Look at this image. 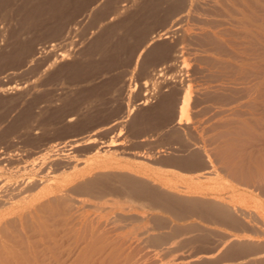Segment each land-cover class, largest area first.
<instances>
[{"label": "bare ground", "instance_id": "6f19581e", "mask_svg": "<svg viewBox=\"0 0 264 264\" xmlns=\"http://www.w3.org/2000/svg\"><path fill=\"white\" fill-rule=\"evenodd\" d=\"M51 1L52 3L50 0H22L19 11L21 10L23 15L25 13L26 17L29 15L28 13L30 15L43 13L45 11H43L45 9L43 7H48V5L50 10L55 11L59 4L68 5L66 2H74V0ZM174 1L175 7L172 6L174 9L171 10L178 9L183 3H186V7L180 8L183 10L177 13L181 22V24L179 23L181 26L178 28L186 40L178 41L172 47L169 55H165L160 61V65L158 64L157 70L150 69V71H154V74L150 72L153 78L151 81L149 80L151 78L150 74L149 79L144 80L142 86L145 89L143 90L144 93L142 92L143 97L137 104L146 105L149 98L163 95L158 109L167 114V117H169H166L169 119L168 122L170 121V125L173 128L175 127L174 130H177L176 133H173L177 135L175 137L182 144L181 147H184L183 150L190 151L191 154L186 152L190 157L192 156V159H188L186 154L181 156L183 160L186 156L185 160L194 164V173L191 171V175L181 176L185 175V172L177 169L175 171L183 172L179 176H177L178 173L175 175V172L167 170H164V172L159 171L160 173L156 170H154L155 173H153V170V172H147L149 166L146 165L142 168L144 165H142V162L140 163L141 167H132L135 164L136 166L139 165L138 161L134 165L132 163L131 166L130 161H127L129 159H126L129 165L125 160L126 164L125 162L122 164L123 161L120 163V159L123 160L121 158L123 154L121 153L120 157L118 153V159L117 156L115 157L116 152H110L109 150L114 146L119 147L116 145L124 142L119 139L120 141L117 143V138L116 141L113 139L105 140L107 141L105 143L100 141L102 145L99 144V147L96 146L97 144L91 146L93 143L95 144L93 137L86 138L84 136L83 138V135L80 140H75L74 135L71 137V139L73 138L70 139L71 141L66 138L67 141H64V139L63 141L58 140L59 143H55V141L49 143L53 140L49 138L48 141H50L45 142L46 145L49 144L45 145L46 147L43 146V149H39V155L33 152V158L31 155V158L26 157L28 159L22 160L24 157L22 158L21 153L18 157L22 161L19 162L17 159L15 162L19 164L12 163L15 166L10 167L9 165V168L0 174V264H23L24 262H30L31 264H189V261L191 262L190 258L189 260L183 258L185 256L176 258L173 249L180 247L178 245L183 241L187 244L194 237L192 235L200 231L199 227H202L204 223L205 227L209 225L216 230L217 234L219 232L222 234L223 238L219 237L220 239L217 240L223 239L222 242L220 241L221 243L219 242V247L229 242L240 244L244 250L260 244L264 247V233L256 234L246 229V226L264 229V0ZM131 2L133 3V1ZM194 5L196 7L193 10L192 6ZM17 8L15 11H17ZM12 9L14 13V8ZM115 12H118V10ZM118 13L121 15L122 11L120 10ZM17 14L15 12L14 15L17 16ZM113 14L116 13L113 12L112 16ZM133 14L136 15V13ZM133 16V20L129 15L126 18L128 17L133 22H137L138 15L135 18ZM175 16L173 18H176ZM115 17L117 16L115 15ZM172 20L170 19V21ZM187 20H190L189 23ZM123 22L125 23L124 20H122V24H124ZM130 24L135 26L132 22ZM125 25L131 28L127 23ZM170 25H172V22H170ZM114 27L118 28L119 26ZM73 28L76 30V26ZM78 28L79 26L77 30ZM110 29L113 30V27L110 26ZM167 31L169 32L170 29H167ZM167 31L158 34L157 39H167ZM109 32L107 34L110 35ZM113 35L107 37L111 38ZM148 39L147 41L144 40L138 52L139 54L150 45L151 40ZM106 41L108 42V39ZM106 41L104 42L107 43ZM184 43L190 53L198 59L201 66L196 75L200 81L199 94L211 98L210 102L198 107L191 116L188 115L190 83L179 85L178 88L177 85H174L177 88L176 91L170 89L173 82L171 79L177 77V73L180 72L178 75L180 76L181 71L186 73L189 69L188 63L183 58ZM160 46L165 45L161 44ZM115 47L114 49L117 51ZM93 50L94 48L91 52ZM104 51L106 50L104 49ZM91 52L90 55L87 54L89 58H92ZM163 52L162 50L161 54ZM164 53L167 54L168 52ZM68 55V53L59 52V59H66L69 57ZM138 56L136 55V59H134L136 60L133 63L134 66ZM88 61L89 59L86 62ZM90 62L92 61L90 60ZM75 66H72L73 69ZM78 67L81 69V66ZM171 68L176 69L177 73L174 76L173 73L175 72L172 71L170 73L172 76L168 77L166 76L168 75L167 71L170 70L171 72ZM8 89H11V87ZM169 89L171 91L168 94H163ZM132 90L134 88H131L128 84L125 95L130 96ZM102 92L109 95V92ZM93 95H89L91 99L95 96ZM97 96L95 97L98 100L105 98L104 94L101 99ZM129 96L127 99H129ZM81 97L80 101H84ZM57 99L59 101V98ZM91 99L89 98V100ZM108 100L107 98L106 104ZM110 101L109 105L104 106L111 107ZM128 101L126 102L128 103ZM88 102H84V104L86 105ZM79 103L83 104V102ZM91 103L89 104L90 107ZM99 103L101 104L102 101H99ZM113 103L116 104L117 102H112V105H114ZM92 105H94V102ZM96 105L97 109L101 107L98 104ZM86 106L89 108L88 104ZM128 106L126 104L127 110L125 108L124 110L129 113L131 110ZM110 107H108L109 110ZM88 110H90L89 112L93 111L90 108ZM116 110L118 112L119 109H115L114 112ZM83 112L79 111V114L81 113L80 121H83ZM117 112L115 113L117 116L122 113L126 114L122 110L120 111L121 114ZM55 113L52 115L54 116ZM71 113L73 112H67V114L64 112L61 116L63 117L66 114L64 117H69ZM74 113L72 117H74ZM85 113L87 115V111ZM88 114L90 115V113ZM52 115L51 117H53ZM111 115H113L112 112ZM76 116L80 118L76 114L74 118L65 119L68 121L73 120L77 118ZM126 116H123L122 119L127 118ZM94 117L96 116H93V119ZM100 117H98V120H101ZM79 118L77 119L79 120ZM89 118H91V115ZM89 118L86 119L90 120ZM113 118V123H116V121L122 123L119 121V119L121 120L120 116L119 118ZM64 120L61 122L66 123L67 121ZM92 120L89 122L94 121ZM42 121L44 125L45 121ZM108 122L107 118L106 123ZM46 123L48 124L49 121ZM57 123H54L55 126ZM113 123L111 121V124ZM47 124L45 125L47 126ZM50 124L47 126L48 128L51 126ZM101 124L103 126L105 123L99 125ZM108 124L104 126L109 127ZM60 125L62 124L57 126ZM68 125L70 126V124ZM102 126L97 125L101 129ZM40 127L43 128L44 126L41 125ZM117 127H115L116 131ZM37 128H33V130H37ZM42 128L41 130L46 131L45 127V129ZM98 128L95 127L94 129L98 130ZM93 131H91L92 136L94 135ZM99 131L95 130L98 133ZM105 131L111 133V130H104L101 133ZM84 145H90V147L87 146L86 151L82 150L84 153L78 154L77 151L76 153L70 151L72 148L77 150L78 147ZM130 147L132 148V146ZM173 148L175 149V147ZM173 148L169 147L168 149L173 152ZM80 150L78 151L80 152ZM139 152L137 151V153ZM137 157L139 158L138 154ZM2 158L6 159V157ZM133 159L136 160L137 158ZM176 159L177 154L170 163H174V161L176 163ZM179 162L176 164L178 165ZM181 163L183 161L179 165ZM187 165L192 167L190 162ZM145 167L147 168L145 169ZM189 211L197 219H194L190 214L188 218L192 217L193 220L184 219L185 216L183 215V217L180 216L181 213L185 212V215H188ZM186 221L191 222L187 224ZM204 226L200 231L203 234L198 232L196 235L200 234L201 237H204L207 232L211 233L213 231L205 230L204 232ZM189 233H192V235ZM204 233L206 234L204 235ZM186 236L190 239H185L188 238ZM188 245L182 246L186 248ZM228 247L230 246L228 245ZM181 248H177V250ZM259 248L257 249L259 250ZM187 249L188 247L185 249L186 252L189 251ZM249 249L246 251L249 252ZM177 250L175 249V251ZM197 251L199 250L197 249ZM216 251L218 252L217 249ZM224 251L226 250L224 249ZM177 253H182V251L179 250Z\"/></svg>", "mask_w": 264, "mask_h": 264}, {"label": "rangeland", "instance_id": "374dc122", "mask_svg": "<svg viewBox=\"0 0 264 264\" xmlns=\"http://www.w3.org/2000/svg\"><path fill=\"white\" fill-rule=\"evenodd\" d=\"M127 1H130V0H76V1L74 0V2L72 1L71 3L68 1L70 4L66 2V4L68 5L59 4V6L55 8V11L50 10L49 9L50 6L48 5L49 8L47 6L43 7L45 8L43 9V11L45 10L43 13H40V14L38 13L34 15H30V13H28L29 15L27 14L28 16L25 17V13L23 15V12L21 10L19 11V6L22 4V0L18 2L17 0H15V2L14 0H12V2L11 0L9 1L0 0V22H3L2 24L0 23V174L3 173L7 168H9V165L10 167H12L14 164L16 165L19 164L15 162L17 159H18L17 161L21 162L26 157L31 158V155L33 158L34 157L33 152L34 154L36 153V155H39V149H41L43 146L46 147L49 143H53V141H55V143H59V141H63V139L64 141H67L66 138L70 140L71 137H73L74 135L75 137L73 138L74 139L76 138L75 140L82 139L81 138L82 135H83L82 136L83 138L84 136L86 138L93 137V139L95 140V144L93 143L91 146H95L97 144L96 146L98 147H99V144L100 146L102 145L101 143L103 141L104 143L107 142L105 140L109 141L110 139L115 140L117 138L118 141H116L117 139L115 140L117 143H119L120 140L121 141L123 140L124 141L123 143L120 142L119 145H116L119 147L114 146L110 148L109 149L110 152L111 151L116 152L115 154V157L117 156L116 158H118L119 154L121 157V153H122L123 155L121 158H123V160L120 159V163L123 161L122 164L126 161V159H129L127 161H130L131 166H132V163L134 165L135 162L138 161L137 163L139 165L136 166L135 164L132 167H138L140 166V163L143 162L142 165L143 164L144 165L142 168H144V166L146 165L149 166V168L150 167L152 168V169L148 168L149 171L147 170V172H153L154 170H156L158 173H160L159 171L164 172V170H167L173 173L175 172V175L178 173L177 176L181 175V173L183 172H185V175H181V176H188V175H191L192 172L194 173V170H193L195 169L193 166L194 164H192L191 161L185 160L186 156L185 157L183 156L185 158L184 160L182 159V156H181V155L186 154L188 156L187 157L188 159L189 158L192 159V156L190 157L188 155V154H191L190 151H187L186 149L183 150L184 147H181L182 144L180 143L179 140H177L178 138L176 139L177 135L174 134L176 133L177 130L176 129L174 130L175 127L173 128V126L170 125L169 123L170 121L168 122L169 119L167 118L169 117H167V114L158 109L159 102L162 100L163 95H158L157 97L155 96V97L149 98L146 105L142 106V104H137L140 101V99L143 97V93H144L143 90L145 89H143L144 87L142 88V86H143L144 80L146 81L149 79L148 76L151 74L150 72H152L150 71V69L157 70L159 67L158 64L165 57V55L166 56L169 55L172 47L176 43H178V41L179 42L182 40L184 41L185 39L183 37V33H181L180 29L178 28L179 26H181L180 25L181 22L179 21V17L177 13L180 10H183L180 8L186 7L185 6L186 3H183V5L180 8H178L179 10L175 9L176 10L175 12V10H171L173 7H175L174 0H131L133 1V3L131 1L130 2H127ZM50 2L52 3L51 0ZM13 5L18 7V8L16 7L17 11H15L16 8ZM195 5L192 6L193 10L196 7ZM12 8H14V11L16 12V14L18 12L19 13L22 12V13L21 14L18 13L17 14L18 17H17L16 15H14L15 12L13 13ZM120 8H122L123 10ZM192 8H191V12L193 11ZM117 10L118 12H120V10L122 11L121 15L120 13L115 12ZM113 12L116 13V14H113L114 17L116 15L117 17L120 16L121 18L120 17L114 18L112 16ZM172 12H175V13H172ZM133 13H136V15ZM131 14L132 16L134 15L133 16L134 18L138 15L137 18L139 20L136 18L137 20L136 19L134 20H136L137 22H133L132 16H130ZM176 14L178 18L175 16ZM128 15L132 20L128 19V17L126 18V16ZM173 16H175L177 19L173 18ZM123 17L125 18L122 19ZM126 19L128 20V22L134 23L135 26L133 24L126 22L127 21ZM170 19L171 20L174 19L175 21L174 22L173 20L170 21ZM117 20L121 22H118ZM122 20L125 21V23L123 22L124 24H122ZM117 22H118V25H117ZM170 22H172V25L169 26ZM126 23L128 24V26L130 25L131 28L127 27L125 25ZM74 25L76 26V30H77V27L79 26L77 31L75 30V28H73L75 27ZM165 25H168V26H165ZM110 26L113 27V30L110 29ZM114 26H119V27L117 28ZM120 27H122L123 29L122 28L120 29ZM162 27L163 28L166 27L164 31H162L163 30ZM72 29L73 31L74 30L75 31L73 32ZM109 29L112 31H110ZM114 29H117V30H114ZM167 29H170V31L168 32ZM165 30L168 32L167 33L168 38L167 39H164V38L157 39L158 38L157 35L161 34L162 32H165ZM113 31H115L114 33L115 34L117 33V34L115 35ZM172 31L174 32L172 33ZM108 32L110 33V35L114 34L113 37L112 36L111 38L107 37V36H110L109 34H107ZM101 37L104 39L106 38V39L104 40ZM148 38L151 40L150 45H148L147 48L144 49V51L139 54L138 52L140 48L142 47L144 40L147 41ZM107 39H108V42L106 41ZM94 41L97 43H95ZM104 41H106L107 43H105ZM161 44L162 45L164 44L165 46H160ZM158 46L161 48L163 47L164 49L163 48L161 49ZM183 46H184L183 48L184 57L183 58L188 63L189 69L186 71V73H184L185 71L184 72L181 71V75L178 76L180 72L177 73L176 69L171 68V72L170 70L167 71L168 75L166 76L168 77L172 76L170 74L172 73V71L175 72L173 73L174 76L177 73V77L175 76L174 78L171 79L173 82H172V86L170 89H173L174 91L177 90L179 85L182 86L188 82L190 83L191 92L189 94L190 97H189L188 115L191 116L192 114H194V111L198 109V107H200L204 103L206 104L210 102L211 98L210 97L208 98V96L203 97L199 94L200 81L199 79H197L198 77L196 75L198 74L197 73L198 69L201 66L199 65L198 59H196V57L192 53H190V51L187 49V45H185L184 43ZM90 47H92V49L94 48L93 52H91L92 49L91 51H89ZM102 47L106 51H104ZM114 47L117 49V51L114 49ZM154 49H158V50H154ZM162 50L168 53L165 54L163 52L164 54L163 55L161 54ZM99 51L100 52L102 51V52L100 53ZM59 52H65L66 54L68 53L69 57L66 59L60 60ZM90 52L92 53L91 55L92 58H89L87 55V54L90 55ZM103 52H106V53H103ZM111 52L113 53L116 52V53L111 54ZM102 53L106 55L108 54V55L106 56V55H103ZM102 55L105 57H103ZM136 55L138 56V58H137L136 65L134 66L133 63L136 61L134 60L136 59L135 58ZM102 57L105 58V60H103ZM88 59L89 61L91 60L92 62L90 63L89 61L86 62ZM74 65H76L75 68H78V69H75V68L73 69ZM77 65L81 66V69ZM133 66H134V69H133ZM69 69H72V70H69ZM80 70L81 72H79ZM152 74H154V71L152 72ZM152 74L150 75L151 76V78L149 79L150 81L153 78ZM125 78H127L128 80ZM113 80L115 81L113 82ZM128 84L131 88H134V90H132V92L130 93V96L128 95L129 99H127L128 96L125 95ZM174 85H177L176 86L177 88ZM10 87L11 89H8ZM96 88L97 90L99 88V90L97 91ZM100 89L102 91H105L106 93L109 92V95L110 94L111 95L109 96L108 93L107 94L103 93ZM170 89L169 91L163 92V94H168V92L171 91ZM92 94H94L95 96L98 95L100 99L104 96L105 98L109 96L107 97L109 99L107 104L109 105V101L111 100L110 101L111 107L108 106L111 109L109 110L108 107H106L107 98L106 99L103 98L104 100L103 99L98 100L93 95L98 100L97 101L92 96L93 97L92 99L96 100L97 101L96 102L91 99V96H89ZM101 94L102 96H100ZM55 97H56V100H55ZM80 97L84 99V101L83 100L80 101ZM88 97L91 100H89ZM57 98H59V101ZM112 99L115 101V103L116 102L117 103L116 104L113 103L114 105H112V102H114ZM55 101L56 103H54ZM87 101L89 102L86 103V105L88 104L91 111L92 109L93 111H95L94 114H93V111L89 112L90 111L88 110L89 108L84 104V102H87ZM91 101L92 103L94 102V105L98 104V106H101L99 107V109L101 110L97 109V105L96 106L92 105ZM99 101H102L101 103L102 105L99 103ZM126 101H128V103ZM77 102L78 103L83 102V104L82 103L78 104ZM90 103H91V107L89 105ZM125 103L129 105L128 107L131 110L129 113L125 111L127 110ZM79 105L80 106L85 105V106L83 108V106L80 107ZM38 106H39V109H38ZM102 106L105 107L104 110ZM112 106L114 107L117 106V107L114 108ZM41 107H42V110H41ZM79 108L81 109L83 108L85 110L83 109L81 110ZM95 108L96 110H94ZM117 108L120 111L122 110L126 112V114L125 115L123 113L121 114V112L118 110V112H120L121 115L119 114L118 116L115 115L117 110L116 112L114 111ZM107 109L109 110V112H107L108 111ZM78 110L80 112L84 111L83 112L84 114L83 113L82 114L86 117L82 115L83 121H80L81 113L79 114ZM105 110H107L106 112L109 113L108 115H105L107 114ZM86 111H87V115H85ZM110 111L115 116L111 115ZM64 112L66 114L67 112L69 113L73 112L74 117L76 114H78L80 118L76 116L77 118H79V120L75 118L73 120H69L70 121L69 122L66 119L69 117L74 118L72 117L73 113H71L70 116L68 114L69 117L67 116L64 117L66 114L62 117L61 115L64 114ZM53 113L59 116L56 118L57 115L54 114L53 116L52 115ZM88 113H90L92 119H93V116H96L94 117V119L95 118L97 119L95 120L93 119L94 120L93 121L91 118H89L90 115ZM163 114L164 115L166 114V115L164 116ZM51 115L53 117H51ZM97 115L98 117L102 116L100 117L101 120H98L99 118L97 117ZM119 116L121 117V120L124 121L125 119L124 122L119 119V121L122 122L123 124L117 121L116 123H113L114 121L112 120V118L113 117H114L113 119H115V117L119 118ZM123 116L124 117L126 116L127 118L122 119ZM59 117L61 120L59 119ZM55 118L57 119V121L55 120ZM63 118L64 119L66 118L65 119L67 121L66 123L61 122L62 120H64ZM86 118L87 119L89 118L90 120H87ZM107 118H108L109 124L106 123ZM42 120L45 121V124H47L46 122L49 121V123H51L50 124L51 128L47 127L49 123L47 124V126L45 124L43 125ZM58 120L60 123L58 122ZM74 120H78V121H74ZM91 120L93 122H89ZM35 121H38V122H35ZM111 121L113 124H111ZM76 122H78V124H76ZM54 123H57V125L59 124H62V125L60 126L56 125L57 126L56 127ZM96 123L98 126H102V124L99 125L100 123H105V124H103L102 129H101L100 127L99 128L97 127ZM34 124L35 126L33 127ZM68 124H70V126ZM107 124L110 128L107 126L106 128L104 126ZM117 124L118 125L120 124L121 126L120 125L118 126ZM39 125L40 126L42 125L45 128L47 127L48 130L47 128L46 129L44 127L42 128ZM169 125L171 126V128L169 127ZM36 127H38L37 130L36 129H35L36 131L33 130V128H36ZM95 127L98 128V130L94 129ZM115 127H117L118 132L116 131ZM41 128L45 129L46 131L41 130ZM172 128H173V131L171 130ZM38 129L41 131H39ZM99 129L101 130L99 131ZM109 129L111 130V133L107 132L109 135L106 133V131L104 133H101L104 130L110 131ZM92 130H94L93 136L91 132ZM95 130L99 131V133L95 132ZM95 133L96 134L98 133V134L96 135ZM76 135L79 136L80 138L79 137L77 138ZM49 138L50 140L51 139L53 140L51 141L49 140L50 141L49 142L48 141ZM98 141L99 143H97ZM45 142L46 143L49 142V143L46 145ZM42 143L43 144L45 143V144L43 145ZM172 145L173 147H175V149L172 147ZM87 146L90 147V145H84V146L78 147L77 150L75 148L74 149L72 148V150L70 151L74 153H76L77 151L78 154H81V153H84L82 150L86 151V149L88 148ZM130 146H132V148ZM169 147H171V149L173 148L174 151L172 152V150H169L168 149ZM78 150H80V152ZM140 150L141 152H139ZM137 151L139 153H137ZM186 151L189 153L187 154ZM19 154L22 155V158L24 157L21 161L19 160L20 157H18ZM137 154L139 158L137 157ZM149 154L152 156H150ZM176 154H177L176 163L179 162L180 160H181L180 162L183 161V163H181L180 165H179L180 162L178 163L179 166L175 163L174 160H173L174 163L173 162L170 163V161H172L173 158L175 159ZM36 155L35 157H37ZM2 157H6L7 160ZM135 157L137 158L136 160L133 159ZM184 161L185 162L187 161V162L185 163ZM188 162H190V166L192 167H189V165H187ZM128 163L129 162H127V164ZM184 164H186L187 167H185L186 165ZM146 168L147 167H145V169ZM171 169H173L174 171ZM176 169L178 171L181 170L183 172L180 173L178 171H175ZM153 173H155V171ZM190 213L192 212L189 211L188 215H185L186 212L181 213L180 216L181 217L185 216L183 217L184 219L190 220L193 217L192 216L193 214H190ZM189 214L190 216H192L190 217V219L188 218ZM194 219H197V218H194ZM190 222L188 221L187 224H189ZM203 226L199 227L200 231L203 228ZM207 227H210V226L208 225L205 228ZM205 228L203 229L204 232L205 230L206 231L209 230L210 232L212 230L213 231L211 233L207 232V235H205L206 233H204L205 235L204 237L200 236V234H203L200 231L196 232V233L200 232V234H197L199 237H196L197 235L195 232H194L195 233L194 235H192V233H189L192 236H194L193 237L194 239L193 238L190 239V237L192 236L190 235V237H188L189 236L188 234V236H186L188 238H185V239L187 240L190 239L191 241L189 240L190 242L188 241L189 242L188 243L187 240L184 239L187 242V244L184 241H183L184 244L183 242L181 243L184 246L189 244L188 246H186V248L188 247L189 251L186 252L185 250L186 248L184 246H182L181 244L178 245L180 247H176L175 248L176 250L177 248H181V247L182 248L178 249L177 251L173 249L174 250L173 252L176 254L175 255L176 258L183 257V256H185L183 258H185L186 260H189L190 258L191 262L189 261V264H264V249H263L264 247L260 246L261 244L260 245L257 244L258 246L256 245L251 246L250 247V249L252 248L251 253H250L249 248H248L249 252H247L248 249H246L245 247H244L245 248L244 250L243 246H241L240 244L239 245L235 243L232 244L231 242H229L231 244L226 243L227 247H226V244H224V246H221L222 247L221 248L219 246H220V243L223 241V239L220 240L221 242L217 240L220 238H223L222 234L220 232L217 234L216 230L212 229L211 227H210L211 229L210 228L205 229ZM246 229L256 234L264 233L263 232L264 229L262 230V228L260 229L256 227L246 226ZM228 245L230 247H228ZM234 245H237V246H234ZM256 247L257 248L260 247L259 250ZM253 248H255L254 251H253ZM197 249L199 251H197ZM216 249L218 250V252L216 251ZM224 249L226 251H224ZM179 250L180 252L182 251V253H177L179 252ZM183 250L185 251L183 252ZM262 251L263 253H261ZM198 253L199 254L201 253L199 257H198L199 255ZM23 264H31V263L24 262Z\"/></svg>", "mask_w": 264, "mask_h": 264}]
</instances>
